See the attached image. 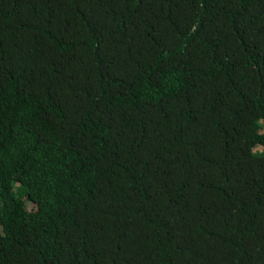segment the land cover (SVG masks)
I'll return each instance as SVG.
<instances>
[{
    "label": "trees",
    "instance_id": "obj_1",
    "mask_svg": "<svg viewBox=\"0 0 264 264\" xmlns=\"http://www.w3.org/2000/svg\"><path fill=\"white\" fill-rule=\"evenodd\" d=\"M0 264H264V0H0Z\"/></svg>",
    "mask_w": 264,
    "mask_h": 264
}]
</instances>
